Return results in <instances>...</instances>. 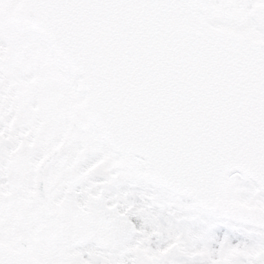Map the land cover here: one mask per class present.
I'll return each mask as SVG.
<instances>
[{
    "label": "snow or ice",
    "instance_id": "6c2138e0",
    "mask_svg": "<svg viewBox=\"0 0 264 264\" xmlns=\"http://www.w3.org/2000/svg\"><path fill=\"white\" fill-rule=\"evenodd\" d=\"M0 264H264V0H0Z\"/></svg>",
    "mask_w": 264,
    "mask_h": 264
}]
</instances>
